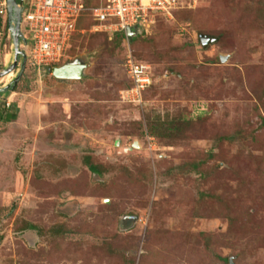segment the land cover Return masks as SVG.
Returning a JSON list of instances; mask_svg holds the SVG:
<instances>
[{"label": "rangeland", "instance_id": "obj_1", "mask_svg": "<svg viewBox=\"0 0 264 264\" xmlns=\"http://www.w3.org/2000/svg\"><path fill=\"white\" fill-rule=\"evenodd\" d=\"M5 19L0 264H264V0H178L131 43L87 11L74 81L28 57L1 77ZM128 56L151 79L141 104Z\"/></svg>", "mask_w": 264, "mask_h": 264}, {"label": "built area", "instance_id": "obj_2", "mask_svg": "<svg viewBox=\"0 0 264 264\" xmlns=\"http://www.w3.org/2000/svg\"><path fill=\"white\" fill-rule=\"evenodd\" d=\"M21 1L24 8L22 32L27 40V46L22 44V48L28 54L33 67L41 71L64 66L61 63L67 59L66 51L75 24L85 12L89 11L100 32L109 35L122 32L129 41L128 29L134 30L137 27L140 34L148 36L147 30L153 24L154 14L167 15L176 7L178 0H100V3L91 9L86 6L87 0ZM1 6V13L7 16V0H3ZM125 69L128 78L135 84L126 94L131 98L136 97L133 103L139 100L141 104V93L151 86V79L146 69L136 64L129 56Z\"/></svg>", "mask_w": 264, "mask_h": 264}, {"label": "water", "instance_id": "obj_3", "mask_svg": "<svg viewBox=\"0 0 264 264\" xmlns=\"http://www.w3.org/2000/svg\"><path fill=\"white\" fill-rule=\"evenodd\" d=\"M23 10L24 8L22 6V1L18 4L17 0H7L8 32L9 35L11 36L12 45L14 48V63L10 69L3 71L1 77L17 70V64L20 57L22 58L23 61L20 65L19 72L23 71L25 68V64L28 56L25 50L22 48V44L27 46V40L25 39L24 34L22 32ZM136 30L137 27H135L134 30L131 29L127 30L128 40L130 43L132 42L133 36H135L136 34ZM208 42H209L208 40H202V43L204 45L207 44ZM84 69L85 67L78 63H69L54 70H51L49 68L43 70H45L47 73H52L53 76L58 80L74 81V80L83 79ZM18 79L19 76L13 82L14 85L16 84ZM11 87H5L3 89H0V93H4L8 91ZM134 147H138V146L135 145ZM230 264H233L232 261H230Z\"/></svg>", "mask_w": 264, "mask_h": 264}, {"label": "trees", "instance_id": "obj_4", "mask_svg": "<svg viewBox=\"0 0 264 264\" xmlns=\"http://www.w3.org/2000/svg\"><path fill=\"white\" fill-rule=\"evenodd\" d=\"M2 2H3V0H1ZM1 2V3H2ZM88 2H89V0H87V2H86V6H87V8H88V6L90 5H92V2L90 3V4H88ZM1 10H2V6H1V4H0V15L1 16H3V17H5L6 19V21H5V28H8V21H7V16L3 13H1ZM84 16V14L78 19V21L76 22V24H75V30H76V28L78 27V25H79V23L82 21V17ZM0 24H1V21H0ZM7 30V29H6ZM75 30H74V32H75ZM74 32H73V34H74ZM73 34H72V36H73ZM114 36H116V37H118L120 40L122 39V40H124L125 39V36H124V34L122 33V32H118V33H115L114 34ZM139 38H143V37H148V36H144V35H141V36H138ZM138 37H135V38H133V39H136V38H138ZM71 39H72V37H71ZM70 42H71V40H70ZM69 45H70V43H69ZM62 64H64V61L61 63V65ZM61 65H59V66H61ZM130 85V86H129ZM134 82L131 80V79H129V81H128V87H127V89L126 90H129V89H132L133 87H134ZM143 93L144 92H142L141 93V97H142V95H143ZM3 113V112H2ZM5 113V114H4ZM1 116H0V119L3 121V122H5V123H9V122H12V121H14L16 118H17V116H16V114L15 113H12V112H9V113H6V112H4ZM177 132H178V134L180 133V132H182L181 130H177ZM151 135H152V133H151ZM153 136H155V135H153ZM87 161H85L84 160V162H85V165H86V167L92 172V173H94V174H97V173H100V170H101V168L99 167V165H97L96 163L95 164H92L91 162H90V160L89 159H86ZM194 168H196V167H194ZM28 229H33V227L32 226H28L27 227Z\"/></svg>", "mask_w": 264, "mask_h": 264}]
</instances>
